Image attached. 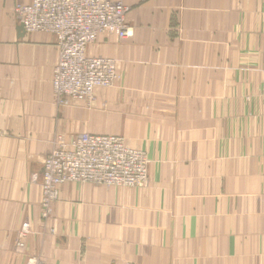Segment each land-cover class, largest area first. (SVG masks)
Returning <instances> with one entry per match:
<instances>
[{
	"label": "crops",
	"instance_id": "0c3cea01",
	"mask_svg": "<svg viewBox=\"0 0 264 264\" xmlns=\"http://www.w3.org/2000/svg\"><path fill=\"white\" fill-rule=\"evenodd\" d=\"M28 1L0 0V264H264V0H122L132 35L86 49L116 80L65 106L54 35L18 29ZM82 132L143 150L148 182H67L44 221L43 160Z\"/></svg>",
	"mask_w": 264,
	"mask_h": 264
},
{
	"label": "built area",
	"instance_id": "2783aa9c",
	"mask_svg": "<svg viewBox=\"0 0 264 264\" xmlns=\"http://www.w3.org/2000/svg\"><path fill=\"white\" fill-rule=\"evenodd\" d=\"M128 10L122 0H29L15 5L16 19L26 32H48L56 39L58 57L51 84L58 106L74 101L89 104L96 88L109 87L116 80L115 60L87 55L86 49L101 33L128 39L132 35L125 20ZM261 96L264 99V68ZM148 164L146 153L128 146L119 135L83 132L66 139L55 134L40 179L42 218L48 219L53 200L65 182L144 186ZM29 228L25 220L16 230L18 249H24ZM25 264L49 263L33 255Z\"/></svg>",
	"mask_w": 264,
	"mask_h": 264
},
{
	"label": "rangeland",
	"instance_id": "374dc122",
	"mask_svg": "<svg viewBox=\"0 0 264 264\" xmlns=\"http://www.w3.org/2000/svg\"><path fill=\"white\" fill-rule=\"evenodd\" d=\"M264 68V67H263ZM114 83V82H113ZM112 83V84H113ZM261 87H262V83H261ZM94 95V94H93ZM260 96H261V89H260ZM261 98H262V96H261ZM94 99V97L91 99V101ZM262 100L264 101V99L262 98ZM91 101L89 102V103H91ZM75 102V101H74ZM80 102V101H79ZM82 103H84L85 105H88V103L87 102H82ZM71 104V103H70ZM69 105V104H68ZM83 133V132H82ZM59 134V133H58ZM58 134H56V135H58ZM78 134H80V133H78ZM74 136H76V135H74ZM73 136V137H74ZM138 187H140V186H138ZM58 195H59V193H58ZM58 198V197H57ZM56 201H57V199H55V200H53V203H52V206L56 203ZM52 211H53V209H52ZM41 213H42V204H41V200H40V217H41V219L42 220H46V219H44V218H42V215H41ZM51 214H52V212L50 213V215H49V217H48V219L50 218V216H51Z\"/></svg>",
	"mask_w": 264,
	"mask_h": 264
},
{
	"label": "water",
	"instance_id": "95a60500",
	"mask_svg": "<svg viewBox=\"0 0 264 264\" xmlns=\"http://www.w3.org/2000/svg\"><path fill=\"white\" fill-rule=\"evenodd\" d=\"M18 29L20 30V31H24V28H23V26L21 25V24H18ZM42 172H43V170H42ZM28 258V257H27ZM27 258H26V261H27ZM26 261H25V263H26Z\"/></svg>",
	"mask_w": 264,
	"mask_h": 264
},
{
	"label": "bare ground",
	"instance_id": "6f19581e",
	"mask_svg": "<svg viewBox=\"0 0 264 264\" xmlns=\"http://www.w3.org/2000/svg\"><path fill=\"white\" fill-rule=\"evenodd\" d=\"M46 157V156H45ZM65 183H67V182H65ZM64 183V184H65ZM110 186H120V185H110ZM41 198H42V194H41ZM52 209H53V206L51 205V212H52ZM45 262V261H44ZM125 264V263H124Z\"/></svg>",
	"mask_w": 264,
	"mask_h": 264
}]
</instances>
